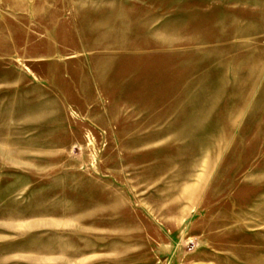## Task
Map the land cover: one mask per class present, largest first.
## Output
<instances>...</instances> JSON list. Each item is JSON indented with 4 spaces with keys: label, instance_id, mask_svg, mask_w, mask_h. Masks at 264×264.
Masks as SVG:
<instances>
[{
    "label": "rangeland",
    "instance_id": "rangeland-1",
    "mask_svg": "<svg viewBox=\"0 0 264 264\" xmlns=\"http://www.w3.org/2000/svg\"><path fill=\"white\" fill-rule=\"evenodd\" d=\"M0 264H264V0H0Z\"/></svg>",
    "mask_w": 264,
    "mask_h": 264
}]
</instances>
